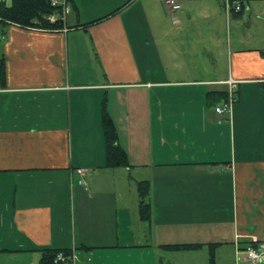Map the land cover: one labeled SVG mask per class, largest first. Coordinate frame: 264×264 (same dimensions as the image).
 Returning <instances> with one entry per match:
<instances>
[{"label": "crops", "instance_id": "crops-1", "mask_svg": "<svg viewBox=\"0 0 264 264\" xmlns=\"http://www.w3.org/2000/svg\"><path fill=\"white\" fill-rule=\"evenodd\" d=\"M84 1L59 31L0 22V264H42L44 249L70 264H248L264 243V0L241 15L230 0H86V19ZM231 80L222 116L208 94ZM105 113L129 168L106 166Z\"/></svg>", "mask_w": 264, "mask_h": 264}, {"label": "trees", "instance_id": "trees-1", "mask_svg": "<svg viewBox=\"0 0 264 264\" xmlns=\"http://www.w3.org/2000/svg\"><path fill=\"white\" fill-rule=\"evenodd\" d=\"M253 0H230L234 6L239 3L242 8L250 4ZM54 9L51 7V0H14L11 7L0 6V22L8 25H17L24 29H38L43 31H59L64 28L62 22L51 23L47 16L53 14ZM234 12V11H233ZM243 11L234 13L241 15ZM6 81V63L5 58L0 57V89L5 87ZM229 95L227 92H211L208 94L209 102L213 104H223L227 102ZM104 130L107 143V160L106 166L111 169L129 168L131 166L126 152L118 143V134L116 128L107 113L104 116ZM140 197L139 215L144 222H150L151 210L146 199L149 194L148 182L138 184ZM169 249H193L195 246H166ZM42 254V264H53L54 259L59 253L69 255V250H51L44 249ZM214 262L213 258L211 260Z\"/></svg>", "mask_w": 264, "mask_h": 264}, {"label": "built area", "instance_id": "built-area-1", "mask_svg": "<svg viewBox=\"0 0 264 264\" xmlns=\"http://www.w3.org/2000/svg\"><path fill=\"white\" fill-rule=\"evenodd\" d=\"M166 7L171 12L175 13L181 9V3L179 0H162ZM228 8H230L229 1L227 2ZM51 7L54 9L53 14L47 16V20L51 23L58 21L62 22L64 27L67 24V18L71 13L70 0H51ZM245 8V7H244ZM242 6L236 3L232 6V10L235 13L243 11ZM236 82L229 81L228 84L231 87L229 98L227 102L216 107V113L222 116L230 115L232 112V105L234 103L233 91L236 88ZM78 175L82 176L85 174L84 170H78ZM82 184V182H80ZM241 250H237V256H239ZM246 262L248 264H264V243H251L243 250ZM74 256L67 255L65 253H59L53 261V264H70L73 262Z\"/></svg>", "mask_w": 264, "mask_h": 264}, {"label": "rangeland", "instance_id": "rangeland-1", "mask_svg": "<svg viewBox=\"0 0 264 264\" xmlns=\"http://www.w3.org/2000/svg\"><path fill=\"white\" fill-rule=\"evenodd\" d=\"M86 2L87 1L85 0L83 2L82 7H81V11H82L84 19H86L87 17H92L93 15L97 14L98 11H99L97 9H96L97 11L95 10L96 7H94L93 4H92L93 6L85 5ZM255 24H256L255 33L252 34V35H254V37L259 36V34H262L264 32V24L261 21L259 22V25H258L257 22ZM243 31H245V27H242V28L238 29V32L240 34H242Z\"/></svg>", "mask_w": 264, "mask_h": 264}]
</instances>
